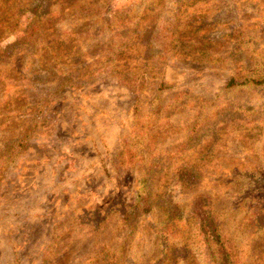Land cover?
Returning a JSON list of instances; mask_svg holds the SVG:
<instances>
[{
    "label": "rangeland",
    "instance_id": "rangeland-1",
    "mask_svg": "<svg viewBox=\"0 0 264 264\" xmlns=\"http://www.w3.org/2000/svg\"><path fill=\"white\" fill-rule=\"evenodd\" d=\"M44 1L0 41V264H264V0Z\"/></svg>",
    "mask_w": 264,
    "mask_h": 264
},
{
    "label": "trees",
    "instance_id": "trees-1",
    "mask_svg": "<svg viewBox=\"0 0 264 264\" xmlns=\"http://www.w3.org/2000/svg\"><path fill=\"white\" fill-rule=\"evenodd\" d=\"M44 0H0V41L8 36H17V40L29 45L42 44L43 37V23L44 13L43 6ZM30 13L27 17L24 27H21L20 19L23 14ZM2 48L0 47V55ZM264 79L251 80L254 84H260ZM130 150L124 151L125 155H130ZM0 169H3V165H0ZM168 227V226H167ZM217 234V230L214 231ZM166 234V231H163Z\"/></svg>",
    "mask_w": 264,
    "mask_h": 264
}]
</instances>
